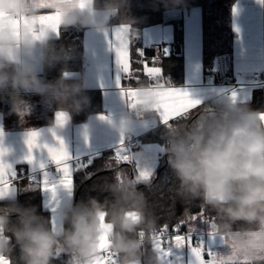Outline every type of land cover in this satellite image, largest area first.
<instances>
[{
    "label": "clouds",
    "instance_id": "1",
    "mask_svg": "<svg viewBox=\"0 0 264 264\" xmlns=\"http://www.w3.org/2000/svg\"><path fill=\"white\" fill-rule=\"evenodd\" d=\"M0 0V100L11 106L21 121L30 114L24 98L34 94L68 122L90 104L83 79L63 73L55 80L41 73L66 62L71 51L54 43L57 32L39 25L41 9L59 16L58 30L86 29L96 33L122 30L129 42L137 35L136 20L128 14V0ZM165 6L184 0H164ZM117 21V24H113ZM172 87L159 79L142 83L139 103L118 118L106 122L121 136L132 134L137 125L159 124L154 91ZM201 101V100H200ZM264 110H253L231 98L213 95L201 101L196 111L164 124L162 151L178 182L174 192L186 203L198 200L210 209L214 219L208 231L227 246V253H215L214 264H264ZM57 124V121H56ZM131 159L142 160V153ZM135 175L121 172L104 185L103 202L89 198L58 204L56 222L39 215L34 207L16 200L0 204V257L8 264H52L57 254L69 257L66 264H98L109 255L115 264H166L155 246L158 217L149 210L138 185H150ZM103 224L110 228H103ZM13 217L15 219L13 220ZM143 233V236H141ZM107 237L101 250V237ZM19 255H14L15 250Z\"/></svg>",
    "mask_w": 264,
    "mask_h": 264
},
{
    "label": "crops",
    "instance_id": "2",
    "mask_svg": "<svg viewBox=\"0 0 264 264\" xmlns=\"http://www.w3.org/2000/svg\"><path fill=\"white\" fill-rule=\"evenodd\" d=\"M241 1L239 0L234 5L233 9L235 8L236 12L234 14L232 9L231 18L222 27V35L214 33L211 39L210 36L208 37L209 40L204 34L200 7L189 11H167L164 14L165 24L144 30L141 37L146 47L170 44L174 38V27L171 21L183 18L185 81L182 85L172 86L173 88L185 90L194 99L201 101L213 95L227 98V86L222 84V78L228 76L239 83V87L233 91L237 94V103L253 97L257 86L251 84L252 74L264 62V4L258 0H245L242 2L243 4H240ZM40 14L52 15L53 13L51 10L41 9ZM60 31L54 39L60 36ZM113 34L112 31L96 33L85 29L83 46L84 67L88 68L87 75L85 76L83 71L65 73V76L70 79H83L88 85L85 90L100 91L103 96L104 111L91 115L86 122L81 124H73L72 119H70L63 126H58L56 124L57 111H52L50 105L46 104L39 95H28L24 98L31 105V111L24 121H21L20 117L11 111V108L0 112V147L6 150V154L3 156L4 162L11 166L16 177L20 171L34 174V179L31 182L44 192L43 204L46 209L52 212V215L54 211L45 204V193L47 195L51 191L45 190L43 187L45 180L43 170L54 163L50 160L44 145L59 147V141H63L71 157L69 163L72 167V178L80 160L87 157L95 158L109 150L115 153L120 146L121 135L106 122V119H100L101 116L118 118L130 107L126 97L121 95V89L116 83L117 77L123 74L117 64L115 50L111 47ZM216 47L223 48L224 53L216 57L214 73L207 75L204 68V52L205 50H214ZM128 52L131 67V42L128 43ZM147 65L159 68L154 65ZM126 77L121 81L122 87L136 88L126 87L123 84ZM154 82L155 80H150V83ZM159 124L163 123L160 122ZM159 124L154 122L150 124L148 121L143 126H135L131 135L123 137L125 154L133 157L136 153H142V160L131 159L130 162L135 164L137 174L141 169L149 171L151 173L149 180L157 170L160 157L164 152L161 145L145 143L142 138ZM30 131H36L40 134L38 143L41 145L40 148L32 149L33 162L31 164L25 159L29 154L26 139L27 133ZM130 138H139L142 141L141 145L131 147L128 143ZM40 163L45 165L43 169L39 167ZM60 179L47 174L49 185H56L59 188L61 186L58 184ZM18 182H12L13 190L0 201L17 199ZM65 191L67 194L70 193L67 189ZM64 195L65 197L62 198L64 201L71 198L70 194L67 197L66 194ZM70 200L73 201V196ZM196 217L197 219L190 220L188 232L179 235L189 236L193 246L203 243L207 251L226 254L227 246L221 242L220 237L210 235V232L205 229L204 218ZM190 228L194 230L190 231ZM162 246L167 248L168 244L163 241ZM177 257L180 258L179 261H177ZM204 258L205 260L209 259L206 251ZM168 260L172 261V264H195V258L187 245L179 249L172 247Z\"/></svg>",
    "mask_w": 264,
    "mask_h": 264
},
{
    "label": "trees",
    "instance_id": "3",
    "mask_svg": "<svg viewBox=\"0 0 264 264\" xmlns=\"http://www.w3.org/2000/svg\"><path fill=\"white\" fill-rule=\"evenodd\" d=\"M238 2L239 0H184L183 4L166 7L164 0H128V14L136 20L137 35L131 41V75L125 78L123 84L126 87H138L142 83H150V79L144 70L146 63L159 67L161 70L159 79L166 81L171 86L184 84L185 31L183 18L171 21L174 27V38L170 44L146 47L141 37L144 30L152 26L165 24L164 14L167 11H189L200 7L204 34L209 40L208 37L210 36L211 39L214 33L222 35V27L231 18L232 9ZM117 23V21H113L114 25ZM84 32L85 29L77 28L60 31V36L54 39V43L58 49L63 46L65 49L70 50L71 57L66 62H60L55 67L43 71L41 75L44 79L55 80L62 73L65 75L67 72L83 71L85 61ZM167 47H169V50H167ZM222 53L224 51L221 47H216L214 50H205V74L214 73V61ZM85 94L90 98V104L79 113L72 115L73 124L84 123L91 115L104 111L103 96L100 91L85 90ZM241 103L247 104L253 110H264V87L257 86L253 97ZM50 107L52 111H57L55 105H50ZM7 108H11L10 104L0 100V112L5 111ZM191 111L195 112L196 109ZM164 130V125L159 124L144 135L143 142L157 143L163 146L165 144ZM114 154L112 150L103 152L93 158L91 165L76 168L73 175L74 203L86 202L89 198H95L103 202L108 196V193L104 191V185L112 182L116 174L123 172L133 178L137 175L133 162L117 164L113 159ZM150 182L149 186L138 185V191L145 194L149 203V210L159 218L157 234L167 226V230L160 237L161 240L168 244L175 235L187 233L190 217L199 214H202L206 224L205 229L208 230L209 222L214 219V213L210 209L201 208L198 200L186 203L175 195L174 189L178 182L169 167L166 154L160 157L158 168ZM18 189L19 193L16 201L19 204L25 207H34L39 215L52 221V212L46 209L43 204L44 192L41 188L34 186L30 179L23 178L18 182ZM6 202L0 201V204ZM14 219L15 217H13ZM177 226H179L178 231L176 230ZM166 236H170L169 242L165 240ZM14 255H19L18 249L15 250ZM68 259L69 257L65 254H57L52 264H66Z\"/></svg>",
    "mask_w": 264,
    "mask_h": 264
},
{
    "label": "snow or ice",
    "instance_id": "4",
    "mask_svg": "<svg viewBox=\"0 0 264 264\" xmlns=\"http://www.w3.org/2000/svg\"><path fill=\"white\" fill-rule=\"evenodd\" d=\"M258 2L264 4V0H258ZM42 8L46 7L44 0H41ZM81 6H83V0H81ZM235 14L236 9H233ZM39 25L41 30L44 28H52L54 31L59 34L58 25H59V16L57 15H42L39 17ZM111 47L114 48L117 58V64L120 67V71L123 74L122 76H118L116 83L117 86L121 89V95L126 97L129 106L135 107L137 103H139L138 99V89L137 88H124L121 85V81L125 76L131 75V67L129 62V52H128V41L125 40L122 36V30L117 29L113 34V41L111 42ZM144 70L147 77L150 80H159L161 70L156 67H149L147 64L144 65ZM156 98V110L160 115L161 122L167 124L171 120H175L181 118L182 116H186L191 110L196 109L198 105L201 104L199 99H194L187 91L177 89V88H166L163 90L154 91L152 93ZM231 99L233 102L237 100V94L235 92L232 93ZM264 119V115L261 117ZM100 119H107V117L101 116ZM56 121L58 126H63L67 121L66 114L62 112H57ZM39 133L36 131H30L27 133L26 144L28 146L29 154L25 157L27 162L31 164L33 162V156L31 154L33 148H40L41 145L38 143ZM120 146L116 149L114 154V161L119 163H126L131 160V157L125 154V149L123 147V136H121ZM47 148L48 156L50 160L57 165L58 171L62 172V177L58 181L59 185H62L65 189L71 192L73 187V178H72V167L69 163L71 157L69 156L63 141H59V147H51L48 145H44ZM6 154V150L0 147V199L8 196L10 191H12V181L16 177V173L12 171L11 166L4 162L3 156ZM111 166L110 164L108 165ZM39 167L43 169L45 165L40 163ZM84 167V165H81ZM138 175L141 179L148 180L151 176V173L147 170H139ZM43 187L45 190L51 191L53 193V199L55 198L56 185H49L47 182V173H45V180L43 183ZM55 211V208H53ZM202 216V214H201ZM191 220L197 219L196 216L190 217ZM104 215L101 214L102 227L107 229L110 228L109 225L103 224ZM56 218L53 217L52 223L53 227L55 226ZM183 223V222H182ZM179 226H177L178 231ZM167 230V226L165 229L161 230L159 234H156V239L154 241L155 246L161 252L163 258H166V264H172V261L168 260V257L171 255L172 247L177 249L183 248L187 245L191 249V253L195 258V264H214V261L211 259L215 253L211 251H207L202 244L193 246L192 241L189 236L183 235H175L172 238V241L168 243L167 248L163 247V241L161 240V236H163L164 231ZM194 229L190 228V231ZM210 235H212L210 233ZM143 236V233H141ZM213 236V235H212ZM174 241V243H173ZM107 245V237H101V250H105ZM207 252L209 259L205 260L204 253ZM179 257H177V261H179ZM0 264H8V261L3 257H0ZM98 264H115V257L109 255L108 257L102 258ZM232 264H237L236 261H232ZM239 264H243V262H239Z\"/></svg>",
    "mask_w": 264,
    "mask_h": 264
},
{
    "label": "built area",
    "instance_id": "5",
    "mask_svg": "<svg viewBox=\"0 0 264 264\" xmlns=\"http://www.w3.org/2000/svg\"><path fill=\"white\" fill-rule=\"evenodd\" d=\"M87 72H88V68L84 67L83 74L85 76L87 75ZM222 84L227 86V92H226L227 98H231L233 91L239 87V83L237 81L233 80L231 77H228V76H225L222 78ZM251 84H253L255 86L264 87V62L262 63V65L259 68H257L255 71H253ZM29 95H34V94H29ZM26 96H28V95H26ZM149 123L153 124L152 121H149ZM141 142L142 141L139 138H130L128 141V143L131 147H139L141 145ZM92 162H93L92 157L84 158L78 162V167H81V165H84V166L91 165ZM43 172L47 173L49 175H52L55 178H61L62 177V172L58 171L57 165H55V164L48 166L47 168H45L43 170ZM23 178H28L30 180H33L34 174L30 173V172L21 171L19 173V175L17 177H15V179L12 182L19 181ZM165 240H167L169 242L170 236H166Z\"/></svg>",
    "mask_w": 264,
    "mask_h": 264
},
{
    "label": "rangeland",
    "instance_id": "6",
    "mask_svg": "<svg viewBox=\"0 0 264 264\" xmlns=\"http://www.w3.org/2000/svg\"><path fill=\"white\" fill-rule=\"evenodd\" d=\"M245 0H242L240 4H243L242 2H244ZM228 29V27H227ZM66 194V197L69 196L70 194V199H72V196H73V187H72V190L70 193L67 194V192L65 191V188L61 185L59 188L56 187V192H55V198L53 199V193H49L46 195L45 193V204L46 206H48L49 208H51L53 210V208H55V211L53 213V217L57 218V215H56V210H57V206L58 204H60L61 202H63L64 200L62 198L65 197ZM198 218H201V214L197 215ZM53 220V218H52Z\"/></svg>",
    "mask_w": 264,
    "mask_h": 264
},
{
    "label": "water",
    "instance_id": "7",
    "mask_svg": "<svg viewBox=\"0 0 264 264\" xmlns=\"http://www.w3.org/2000/svg\"><path fill=\"white\" fill-rule=\"evenodd\" d=\"M203 246H204V244L203 243H201ZM205 248V247H204Z\"/></svg>",
    "mask_w": 264,
    "mask_h": 264
}]
</instances>
